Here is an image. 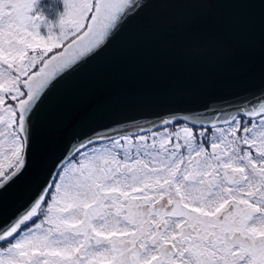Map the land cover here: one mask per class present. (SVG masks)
Instances as JSON below:
<instances>
[{"label":"snow or ice","instance_id":"1","mask_svg":"<svg viewBox=\"0 0 264 264\" xmlns=\"http://www.w3.org/2000/svg\"><path fill=\"white\" fill-rule=\"evenodd\" d=\"M146 2L50 0L54 22L41 0H0V219L48 95ZM13 221L0 226V264H264V97L102 130L53 165Z\"/></svg>","mask_w":264,"mask_h":264},{"label":"water","instance_id":"2","mask_svg":"<svg viewBox=\"0 0 264 264\" xmlns=\"http://www.w3.org/2000/svg\"><path fill=\"white\" fill-rule=\"evenodd\" d=\"M264 97V3L148 0L99 55L59 81L35 123L27 172L3 193L13 221L79 142L167 116L235 113ZM14 222V221H13Z\"/></svg>","mask_w":264,"mask_h":264},{"label":"flooded vegetation","instance_id":"3","mask_svg":"<svg viewBox=\"0 0 264 264\" xmlns=\"http://www.w3.org/2000/svg\"><path fill=\"white\" fill-rule=\"evenodd\" d=\"M49 2H50V0H41L42 6H44L45 14L48 15L49 18L55 22V20H56V9L55 8L49 9L47 7ZM58 3H59V0H57V4Z\"/></svg>","mask_w":264,"mask_h":264}]
</instances>
